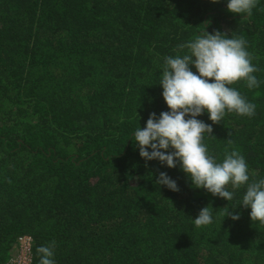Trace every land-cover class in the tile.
Segmentation results:
<instances>
[{
    "label": "trees",
    "instance_id": "16d2710c",
    "mask_svg": "<svg viewBox=\"0 0 264 264\" xmlns=\"http://www.w3.org/2000/svg\"><path fill=\"white\" fill-rule=\"evenodd\" d=\"M227 2L0 0V264L23 236L29 264L53 240L55 264H264V226L240 206L246 185L231 201L214 197L179 166L146 162L131 139L150 113L169 111L163 58L205 31L229 32L259 69V87L230 85L255 115L213 124L205 112L197 119L215 137L202 143L218 163L236 150L249 182L264 179V0L251 16ZM159 172L180 191L156 185ZM209 205L214 223L196 228Z\"/></svg>",
    "mask_w": 264,
    "mask_h": 264
},
{
    "label": "clouds",
    "instance_id": "9594fccd",
    "mask_svg": "<svg viewBox=\"0 0 264 264\" xmlns=\"http://www.w3.org/2000/svg\"><path fill=\"white\" fill-rule=\"evenodd\" d=\"M255 7L256 0L227 2V10L233 14L251 16ZM228 33L205 31L194 41L179 45L177 55L163 58L159 85L169 111L159 116L150 113L146 126L137 128L131 139L146 162L158 160L168 168L179 166L194 188L204 189L214 197L231 201L235 191L246 185L240 206L251 209L252 223L259 221L264 226V179L249 182L246 160L236 150L229 152L226 148L225 157L219 163L209 155L202 141L205 134L215 137L213 125L197 119L207 112L213 124H220L226 112L255 115V105L230 85L244 80L249 89L259 87L261 82L254 75L259 69L251 62L247 41L242 36L229 38ZM228 143L231 145L232 141ZM155 184L180 191L177 182L166 172H159ZM229 184L232 190L228 189ZM214 212L211 205L203 207L193 219L195 227L214 223ZM222 215L233 221L240 219L238 212L233 214L226 207ZM55 248L54 240L37 247L39 264H55Z\"/></svg>",
    "mask_w": 264,
    "mask_h": 264
},
{
    "label": "built area",
    "instance_id": "2783aa9c",
    "mask_svg": "<svg viewBox=\"0 0 264 264\" xmlns=\"http://www.w3.org/2000/svg\"><path fill=\"white\" fill-rule=\"evenodd\" d=\"M32 239L29 236H23L20 239L19 255L9 261V264H29L31 257Z\"/></svg>",
    "mask_w": 264,
    "mask_h": 264
}]
</instances>
